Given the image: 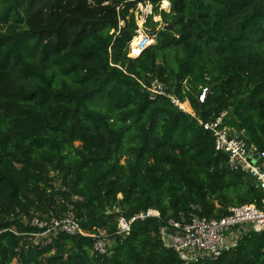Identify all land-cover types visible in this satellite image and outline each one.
Masks as SVG:
<instances>
[{"label":"trees","instance_id":"trees-1","mask_svg":"<svg viewBox=\"0 0 264 264\" xmlns=\"http://www.w3.org/2000/svg\"><path fill=\"white\" fill-rule=\"evenodd\" d=\"M139 4L152 5L156 40L132 58ZM155 78L195 116L150 99L141 83ZM223 111L264 150V0H0L1 264H186L164 246L162 224L264 207V191L196 119ZM148 208L161 220L116 233L120 215ZM67 215L104 231L108 253L92 237L36 239L34 218ZM189 264H264V233Z\"/></svg>","mask_w":264,"mask_h":264},{"label":"built area","instance_id":"built-area-1","mask_svg":"<svg viewBox=\"0 0 264 264\" xmlns=\"http://www.w3.org/2000/svg\"><path fill=\"white\" fill-rule=\"evenodd\" d=\"M141 17V15H140ZM144 25V24H143ZM139 26L136 44L131 41L129 56L137 58L145 49L156 40V34ZM149 98L155 100L159 97L167 98L171 104L181 111L195 116L192 108H183L185 103L177 96L170 87L159 78L153 79L150 84L141 83ZM209 86H201L197 94L200 104L207 101L210 94ZM230 115L228 111L221 112L212 120L204 121L197 118L198 124L209 131L215 143V149L228 156V163L232 169L244 167L248 175L256 181V185L264 191V150L260 151L254 144H248L241 136L242 132L228 124ZM259 155L260 159H254ZM250 157V161L248 158ZM264 204V200H263ZM161 220V212L156 208H148L136 213L132 217L120 215L117 221L118 235H127L132 225L137 221L147 219ZM32 225L43 230L42 233L34 234L53 236L58 233L67 235H81L94 239L93 250L99 254H106L110 249V239L104 231L89 233L85 231L80 221L73 215L62 218L47 217L34 218ZM249 231L264 233V207L259 208L254 204L230 206L228 213L220 218L207 217L191 214L188 221L168 220L160 226V236L165 247L177 252L180 259L186 264L197 262L204 257L217 258L225 251L235 247L242 235ZM16 233V232H15ZM0 255V264H1Z\"/></svg>","mask_w":264,"mask_h":264},{"label":"rangeland","instance_id":"rangeland-1","mask_svg":"<svg viewBox=\"0 0 264 264\" xmlns=\"http://www.w3.org/2000/svg\"><path fill=\"white\" fill-rule=\"evenodd\" d=\"M170 8H171L170 2H169L167 7H165L163 5V2H161L160 9L165 10L166 12H170ZM152 13H153L152 5H150V4H144V5L143 4H139L138 8H137V11H136L138 25L142 26L144 24L143 27L145 28V22H146L148 16L151 15ZM140 15H141V17H140ZM153 20L155 22L159 21V22H161V24H163L162 18L160 16H155L153 18ZM137 39H139V37H136L133 40V43H135L137 41ZM168 60H169L170 64H173L174 63L173 62L174 61V56H172V54H170V56L168 57ZM77 145H78V143H77ZM41 237H44L45 239H47L48 242H51L52 238H53L52 236H49V235L46 234V235H39V236L36 237V239L39 240ZM13 264H16V261Z\"/></svg>","mask_w":264,"mask_h":264},{"label":"bare ground","instance_id":"bare-ground-1","mask_svg":"<svg viewBox=\"0 0 264 264\" xmlns=\"http://www.w3.org/2000/svg\"><path fill=\"white\" fill-rule=\"evenodd\" d=\"M165 7H167L168 6V4L166 3V4H163ZM138 40L139 39H137V41L134 43V44H136L137 42H138ZM152 44V43H151ZM183 108H185V109H187V110H189L188 109V107L185 105V103L183 104Z\"/></svg>","mask_w":264,"mask_h":264},{"label":"water","instance_id":"water-1","mask_svg":"<svg viewBox=\"0 0 264 264\" xmlns=\"http://www.w3.org/2000/svg\"><path fill=\"white\" fill-rule=\"evenodd\" d=\"M169 27H171V26H169ZM154 32H152V34H153ZM254 159H256V160H259L260 159V156L259 155H256V156H254ZM248 161H250V157L248 158Z\"/></svg>","mask_w":264,"mask_h":264},{"label":"crops","instance_id":"crops-1","mask_svg":"<svg viewBox=\"0 0 264 264\" xmlns=\"http://www.w3.org/2000/svg\"><path fill=\"white\" fill-rule=\"evenodd\" d=\"M169 4V3H168Z\"/></svg>","mask_w":264,"mask_h":264}]
</instances>
